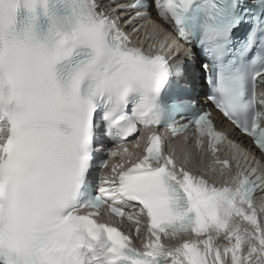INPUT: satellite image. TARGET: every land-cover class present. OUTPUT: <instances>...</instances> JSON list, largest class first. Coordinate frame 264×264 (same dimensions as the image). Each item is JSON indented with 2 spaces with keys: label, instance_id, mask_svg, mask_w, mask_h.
Segmentation results:
<instances>
[{
  "label": "snow or ice",
  "instance_id": "obj_1",
  "mask_svg": "<svg viewBox=\"0 0 264 264\" xmlns=\"http://www.w3.org/2000/svg\"><path fill=\"white\" fill-rule=\"evenodd\" d=\"M153 13L171 31L146 51L129 29ZM201 82L260 154L229 140L256 166L224 184L157 131L194 128L212 174L232 169ZM262 161L264 0H0V264H264Z\"/></svg>",
  "mask_w": 264,
  "mask_h": 264
}]
</instances>
